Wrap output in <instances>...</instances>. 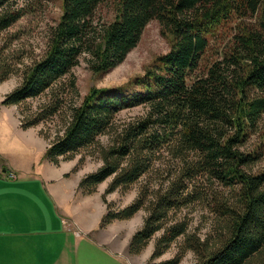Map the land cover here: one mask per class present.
Segmentation results:
<instances>
[{
  "label": "trees",
  "instance_id": "trees-1",
  "mask_svg": "<svg viewBox=\"0 0 264 264\" xmlns=\"http://www.w3.org/2000/svg\"><path fill=\"white\" fill-rule=\"evenodd\" d=\"M20 1L0 0V83L22 76L1 105L23 107L24 130L61 121L44 153L54 165L80 155L78 171L87 157L102 161L78 186L91 195L111 179L101 227L145 210L128 252L139 255L155 239L147 264H180L188 251L196 264H264V169L254 170L264 155V0H118L115 18L102 25L95 14L106 0H62L44 55L29 64L12 32L28 10ZM153 20L171 45L137 80L139 89L93 87L81 96L73 69L83 55L93 72L109 71ZM214 41L220 51L205 64ZM36 99L43 101L34 110ZM137 106L144 115L119 120ZM143 179L131 204L108 203L109 194ZM196 205L216 216L205 238L185 212ZM174 243V257L157 261Z\"/></svg>",
  "mask_w": 264,
  "mask_h": 264
},
{
  "label": "rangeland",
  "instance_id": "rangeland-1",
  "mask_svg": "<svg viewBox=\"0 0 264 264\" xmlns=\"http://www.w3.org/2000/svg\"><path fill=\"white\" fill-rule=\"evenodd\" d=\"M117 1L118 0H106L99 6L95 14V22L97 25L111 22L115 18ZM61 3L62 0H43L40 3L30 5V2L26 3L24 0L20 1V5L26 6L28 10L23 18L14 26L12 32L19 36V39L16 41V46L24 52L27 64L44 55L49 41L50 30L52 26L57 24L61 15ZM213 44V51L206 55L205 64L208 62L210 63L218 56L217 52L220 51V43L214 41ZM170 45V40L162 33L160 23L157 20H153L146 26L138 46L127 55L122 63L113 69L106 72L95 73L90 69L87 63V56L83 55L80 64L73 69V75L77 79V85L81 96H85L93 87L106 88L111 91H118L123 88L122 92H120L123 95L136 92L139 89L137 80L144 76L146 69L153 65L157 58L168 53ZM204 67L205 65H203V68ZM200 70L202 72V69ZM21 80V75H14L8 80L0 83V151H7L5 155L6 159L4 160L7 167H9L8 164L12 163L21 167V169H25L35 162L40 165V159L42 157L41 149L44 153L46 152L58 130L61 128V121L59 119H54V121L41 123L27 130L22 129L21 112L23 107L16 105H1V101L4 99L5 95L17 87ZM42 101L43 100L36 99L29 101V103L32 109L36 110ZM146 111L145 107L137 106L123 110L118 118L120 121L126 122L144 115ZM21 131H23V134H20ZM102 140L107 142L108 137H103ZM259 142L260 139L258 134L254 135L248 142V147L250 149H255L257 148L256 144H259ZM44 153L43 160H46L44 159ZM2 159L3 158L0 156V162H2ZM79 159L80 155L71 161L63 160L62 163L63 166H71L72 164L71 167L73 169L71 173H74L75 176L83 177L97 170L102 165L101 160L87 157L85 164L82 165L78 171H73ZM263 169L264 155L261 161L255 166L254 170ZM25 177L28 176H25L23 171H19V178ZM38 178H40L38 179L40 182L44 181L41 176H38ZM110 180L111 179L101 184L97 192L93 193V201L91 204L93 210L94 207H96L95 198L97 195L101 197V200L105 203L103 195ZM146 182L147 180L143 179V181L134 184L127 191L118 190L109 194L107 196L108 203H111L112 207L115 209L123 208L131 204L137 198L141 186ZM44 193L45 196L48 195V190L44 189ZM98 200L101 204V200ZM188 211L185 212L189 213L192 218L191 229L205 238L207 234L212 232L216 216L204 205L193 206ZM146 215L147 212L141 210L132 219L114 221L107 227L108 231L106 234L109 237L112 235L117 236L116 239H114V245H129L133 234L142 227ZM154 245L155 239H153L148 247L139 255L129 254L127 246L123 249L124 255L122 256L120 254L118 258L122 260L124 264H147L153 252ZM177 251L178 243H174L162 257L157 259V261L170 259L174 257ZM180 264H196L194 252L188 251Z\"/></svg>",
  "mask_w": 264,
  "mask_h": 264
},
{
  "label": "crops",
  "instance_id": "crops-1",
  "mask_svg": "<svg viewBox=\"0 0 264 264\" xmlns=\"http://www.w3.org/2000/svg\"><path fill=\"white\" fill-rule=\"evenodd\" d=\"M41 152L40 165L21 169L7 167V151H0V264H124L118 257L128 244L114 245L117 236L101 227L102 198L96 196L93 210V194L78 188L83 176L71 173L72 164L43 160ZM19 171L28 177L20 179Z\"/></svg>",
  "mask_w": 264,
  "mask_h": 264
},
{
  "label": "built area",
  "instance_id": "built-area-1",
  "mask_svg": "<svg viewBox=\"0 0 264 264\" xmlns=\"http://www.w3.org/2000/svg\"><path fill=\"white\" fill-rule=\"evenodd\" d=\"M10 177H11V178H16V174L12 173V174L10 175Z\"/></svg>",
  "mask_w": 264,
  "mask_h": 264
}]
</instances>
